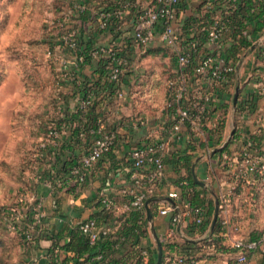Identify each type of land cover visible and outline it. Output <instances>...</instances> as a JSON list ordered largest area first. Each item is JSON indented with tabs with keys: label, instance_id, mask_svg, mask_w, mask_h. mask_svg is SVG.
<instances>
[{
	"label": "crops",
	"instance_id": "obj_1",
	"mask_svg": "<svg viewBox=\"0 0 264 264\" xmlns=\"http://www.w3.org/2000/svg\"><path fill=\"white\" fill-rule=\"evenodd\" d=\"M74 2L75 5L78 2L83 3V0H74ZM144 2L145 0H135L134 5L137 6ZM182 2L183 7H181L176 25L186 37L187 35L184 33L187 30L184 29L185 22L189 17L198 15V13L202 14L199 11L201 6L202 10L203 8H213L212 17L215 19L226 15L229 4L228 0H182ZM126 16L130 17L132 15L127 14ZM134 19H129V22L125 23L126 34H133L134 29L131 25ZM92 23H97L95 17L88 21V30L92 27ZM205 27L208 30L209 26ZM205 27L203 26L202 29ZM190 31L192 30L190 29ZM98 39L102 43H109L111 41L110 33L101 34ZM259 39L261 37L249 48L250 51L257 46L256 42L259 43ZM137 49L132 54V58L137 63V67L133 69L135 73L131 78L133 86H125V83H123V95L118 93L119 88L114 94H107L106 96L105 91H102L97 95L98 99H102L99 109L104 110L107 114L105 121L111 123L118 133L112 150L105 154L99 163L94 165L83 183L71 186L67 182L64 185L58 179L54 182L41 180L35 183V190L31 192L30 198L37 197L40 200L41 216L35 215L34 230L37 241L33 246L25 248L23 258L26 264H89L88 261L83 260L84 257H80V262H76V253L67 250L64 245L70 240L71 231L78 226L81 220L93 217L100 210L101 207L97 204V200L101 195L120 198L119 196L124 194L123 189L133 186V174L136 169L133 166L130 152L135 146L154 143L161 139L168 140V145L164 151L166 172L152 194L153 201L150 202L154 229L161 243L162 240L182 243L186 239H206L201 238L202 228L184 226L173 238L168 240L167 231L170 227V215H159L157 213L155 199L166 197L175 202L189 200L190 191L194 188L190 185V178H193L196 182L195 187L205 195L208 202H213L212 209L208 202L204 204L208 211L212 213V217H214L216 205L219 203L222 193L227 192H236H234L233 198L235 200H232V206L233 210L237 208L240 213L243 210V190L250 191L247 187L258 182L256 180L254 183L236 182L232 174L237 171L239 164L234 162L229 167L232 162L231 159L235 160L243 148L244 139L251 134L264 131V96L258 99L256 109L250 113L243 112L238 106L239 99L243 97L252 84L247 80L252 74L255 75L259 72V68L258 66L255 67L254 61L250 57L248 59L247 56L244 57L243 52L236 60L238 62H236V70L233 76L215 85L212 92L214 100L209 106L213 105V109H218L222 115L217 120L215 117L217 112L212 111L210 120L206 122L207 126L202 135L193 136L190 123L186 122L181 126L180 135L173 136L175 132L171 130V125L175 121V114L165 107V102L167 78L169 72L175 70L177 66L176 55L161 40H157L155 44L147 47L144 51ZM202 49H206L207 52L212 51L214 47L212 43L207 41ZM145 51L149 52L147 57L155 55L159 60V64L155 66L158 72L151 73V76L140 72L142 68H139L142 64L140 56L144 55ZM58 53L60 56L58 68L60 70L78 67L80 72L83 71L86 75L91 76L96 69L97 60L76 66L79 63L76 54L68 52V50L64 51L61 48L58 49ZM200 55L202 56L203 53ZM245 63L249 66L247 75L243 74ZM200 80L193 78L190 95L196 93L195 88L197 85H200L202 90L206 89V80ZM137 83L140 87H134ZM59 88L72 93L71 86L60 85ZM208 89H211V87H208ZM156 90H159L160 97L163 99L161 104L157 99L155 100L157 98ZM237 90L238 96L235 101ZM78 99V95L72 97V108L78 102ZM226 146L228 149H225ZM75 152L76 154L82 153L79 144H75ZM226 152L230 156L228 162L224 158ZM188 153L191 154L190 159L185 158ZM72 154L71 150H66V155L70 157ZM238 183L239 186H237ZM121 198L115 199L116 202H114L113 211L117 214L122 213L124 201ZM240 216L243 217L241 213ZM242 221L244 222V220ZM111 222L113 224L115 218L105 223L98 222V224L109 227ZM147 222L149 237H145L143 243L148 244L151 247V254L157 257L156 236L148 217ZM211 244H205L209 246L207 250H211ZM122 252H116V255L121 256ZM250 257L251 264H264V243L252 251Z\"/></svg>",
	"mask_w": 264,
	"mask_h": 264
},
{
	"label": "built area",
	"instance_id": "obj_2",
	"mask_svg": "<svg viewBox=\"0 0 264 264\" xmlns=\"http://www.w3.org/2000/svg\"><path fill=\"white\" fill-rule=\"evenodd\" d=\"M180 1L145 0L144 3H140L141 5L138 4V13L132 23L134 27L132 35L137 50L144 51L147 47L155 44L157 40H161L174 51L177 66L175 70L168 74L165 102V107L175 114V121L171 125V130L175 132L173 136H179L181 126L189 122L193 136H197L204 133L207 126L206 122L210 120L212 111L217 112L215 115L217 120L221 117V111L216 108L213 109V105L209 106L214 100L212 92L217 83L230 78V74L236 70V62L238 61L227 59L223 53L230 33L228 19L224 16L213 19L214 21L207 30L208 41L213 44L214 49L205 52L194 63L193 54L196 52L199 41L186 39L187 37L176 25L181 10ZM234 2L235 0H232L231 5H234ZM75 7L79 11H84L87 8L82 2L76 3ZM125 13V7L114 11L101 9L98 12L97 25L99 28L106 29L110 25L113 15L122 16ZM72 16L71 11L66 10L65 15L62 17L49 15L46 19L50 25L59 24L60 27L65 29L61 33L59 41L70 48L77 45V27L70 25L73 21ZM125 23L127 22L123 23L122 29H125ZM125 32L126 30L124 34H126ZM57 46L61 47L60 42L54 45V48ZM122 49L121 43H102L99 41V43H94L90 52L95 58L100 56L111 58L113 64L108 77L115 82L121 79L128 67H133V69L137 67L134 58L122 53ZM52 53L53 50L48 49V54L51 55ZM77 59L83 61L84 58L82 55H78ZM258 74L259 72L255 75L252 74L251 76L254 79L252 80V77H250L247 81L252 83L250 89L264 96V75L262 73ZM193 78L206 80L207 90H202L201 86L197 85L195 88L196 93L190 95ZM208 87H211V89H208ZM118 93L123 95L124 90L119 88ZM88 100H82L81 104L85 105ZM103 126L101 124L97 131L92 130L93 133H98L95 141L88 151L76 161L71 170V174L75 175L78 183L86 181L90 170L115 141V133L105 132ZM59 136L60 131L58 129H51L48 137L42 141L41 145L44 146L46 142L56 144ZM244 140V147L235 160L231 159L232 162L229 167L234 162L239 164L237 171L233 173L236 182L254 183L257 176L264 178V148H258L247 137ZM167 145L168 140L161 139L154 143L132 148L130 155L136 171L133 174V186L122 190L124 193L132 195L129 201L123 203L122 212L141 209L147 213V201L152 197L166 172L164 151ZM224 158L226 162L229 161L230 156L227 152L224 153ZM234 192L222 193L221 195L216 221L219 229L216 231L211 228L213 217H209L208 208L204 204H194L189 200L175 202L166 197L155 199L157 213L159 215H170V227L167 231L168 240L173 238L181 227L194 226L200 228L205 221L209 220L208 225L202 231L201 238L212 241L211 250H207L209 246L204 245L203 250L197 253H183L178 250L163 249L162 264H251L250 253L264 243V233L252 235L244 232L242 217L233 210L232 200H235L233 196L236 193ZM104 201L109 207L115 205L113 199L109 196L104 197ZM40 208L41 203L39 202L38 217L41 216ZM14 212V219L19 221L23 216L21 210L14 207ZM78 225L81 232L89 237L91 243L96 242L102 234H106L110 230V227L100 226L96 219L92 217L81 220ZM7 226L14 230L16 224L9 221ZM36 241L35 235L27 232L26 246L31 247ZM150 255V248L141 245L138 248L137 255L131 258L127 264H147Z\"/></svg>",
	"mask_w": 264,
	"mask_h": 264
},
{
	"label": "trees",
	"instance_id": "obj_3",
	"mask_svg": "<svg viewBox=\"0 0 264 264\" xmlns=\"http://www.w3.org/2000/svg\"><path fill=\"white\" fill-rule=\"evenodd\" d=\"M134 1L135 0H83V3L87 6L84 11L76 9L74 0L58 1L62 5L61 9L55 13V16L62 17L65 15L66 10L71 11L73 14V21L70 25L77 27V45L74 48H70L59 41L61 33L64 32L65 29L57 24L51 25V29H49L51 31L53 30L52 33L54 34V37L52 36L49 42L51 44L50 47L53 48L54 45L60 42V48L64 51L68 50V52H73L76 56H83V62L78 61L79 63L76 66L91 62L92 60H97V66L91 76L86 75L83 71L80 72L78 67L69 70L65 68L64 70H60V73L57 71V89L55 93L53 92L52 99L50 100L51 103L49 102V106H51L52 110H43L38 114L40 122L37 123V125L42 129L40 132H42L41 134H43L44 137L39 142V146H37L38 150L36 157L34 159L31 157L26 163L34 172L36 178L35 183L41 180H50L54 182V180L58 179L61 180L64 185L68 182V185L71 184V186H75L78 182L75 179V175L71 174V170L76 161L88 151L90 145L95 141L98 133H92V130L97 131L99 126L103 124V130L105 132L115 133L116 140L118 133L111 123L109 124V122L105 121L107 114L104 110L99 109L102 99H98L97 95L102 91H105L106 96L107 94H114L118 88H123V83H125V86H133L131 78L135 71L133 67H128L118 82L112 81L108 77L113 64L111 58L108 56L95 58L90 52L94 43H99V35H106L109 32L111 36L110 43H121L123 46L121 52L128 55L130 58L132 57V54L137 48H135V40L132 34L123 33L125 29H122V26L124 22L127 21L128 23L129 19L132 20L137 16L139 6L134 5ZM228 2V12L224 16L228 19L227 22L230 27V33L223 53L227 59L236 61L245 50H248L253 43L264 34V0H235L234 5H231L232 0H228ZM121 7H125L126 13L122 16L113 15L111 23L106 29L99 28L97 23H92V27L88 30V21L93 17H95L97 21L98 12L101 9L105 8L114 11ZM180 7H183L182 0L180 1ZM199 11L202 12V14L198 13V15L189 17L184 25V29H187L184 31L187 38L199 41L196 52L193 54L194 63L198 61L201 56L200 54L206 52V49H202V46L208 41V31L205 26H210L214 21V17H212L213 8H203L202 10L201 6ZM127 14H131L132 16L127 17ZM203 26L205 28L202 29ZM131 27L134 28L132 25ZM190 29L192 31H190ZM255 49H257L258 52L260 50L262 51L264 45H257ZM258 68L264 69V66L259 65ZM233 74L234 73H231L230 77L233 76ZM60 85H64L65 87L71 86L72 93L68 90H61L59 88ZM75 95H78L79 99L72 108L71 99ZM261 96L262 95L258 92H254L252 89L248 88L243 97L239 99L238 106L243 112L250 113L256 109L257 101ZM82 100L88 101L85 105H82ZM51 129H58L60 131L57 143L51 144L46 142V144L42 146V141L48 137V133ZM248 139L253 141L258 148H264L263 130L251 134ZM114 143L105 154L112 150ZM75 144H79L82 153L76 154ZM225 149H228V147L226 146ZM66 150H71L73 153L72 156L69 157L66 155ZM105 154L97 163L102 160ZM185 158L190 159L191 154H186ZM225 166L228 167L227 164H225ZM261 178L262 177L257 176L256 181L259 182ZM35 183L30 187L32 191L35 190ZM239 183L237 186H239ZM190 185L194 187L189 194V201L191 203L201 205L208 202L205 195L195 187L196 182L193 178H190ZM131 196V194L124 193L119 197H122L121 200L127 202L131 199ZM111 198L114 202L120 199L118 197ZM39 202L40 200L35 197L30 202L23 200L20 201V204L18 200L15 203L0 205V217L6 223L11 221L16 224L13 231L20 235L23 243L25 242L27 232H31L35 235L37 240L34 227L36 222L35 215H37L39 210ZM97 204L101 208L92 218L96 217L95 219L99 223H105L115 218V222L113 224L111 222L109 232L102 234L94 243H91L89 237L81 232L79 225L71 231L70 240L64 247L76 253V262H80V257H84L83 260L88 261L89 264H127L131 258L137 255L139 246L145 245L149 247L148 244L143 243V239L149 237L147 213L145 211L141 209H132L131 211L117 214L113 211V206L109 207L105 204L103 195L99 197ZM208 205L211 209L213 208L212 201L208 202ZM14 207H17L22 212L23 216L19 221L14 219ZM208 214L211 218L212 213L208 211ZM208 222L209 220L205 221L200 228L205 229ZM218 229L219 226L216 225L214 231ZM251 234L255 235L257 233L253 232ZM209 243H212V241L186 239L182 243H176L162 240L164 250L172 249L183 253L200 252L203 250L204 245ZM217 244L219 243L217 242ZM116 252H122L123 254L117 256ZM156 260V255L151 254L147 264H156ZM22 264H26V262H22Z\"/></svg>",
	"mask_w": 264,
	"mask_h": 264
},
{
	"label": "rangeland",
	"instance_id": "obj_4",
	"mask_svg": "<svg viewBox=\"0 0 264 264\" xmlns=\"http://www.w3.org/2000/svg\"><path fill=\"white\" fill-rule=\"evenodd\" d=\"M58 1L0 0V205L18 200L20 203L21 199L32 201L30 187L36 178L26 163L36 157L37 146L44 137L37 125L38 114L52 110L50 100L58 85L57 71L60 73V48L50 47L54 34L46 20L61 9ZM256 43L264 45V36ZM48 49L53 50L51 55ZM145 52L140 56L139 68H142L140 72L151 76L158 72L155 66L159 60L155 55L147 57L149 52ZM242 55L250 57L255 67L264 66V49L259 52L248 49ZM243 69V74L247 75L246 63ZM258 71V75H264V69ZM134 87L140 85L137 83ZM155 92V100L161 104L160 92ZM247 188L250 191L243 190V210L240 211L244 232L264 233V178ZM234 212L240 215L237 208ZM25 248L20 235L0 217V264H22Z\"/></svg>",
	"mask_w": 264,
	"mask_h": 264
},
{
	"label": "water",
	"instance_id": "obj_5",
	"mask_svg": "<svg viewBox=\"0 0 264 264\" xmlns=\"http://www.w3.org/2000/svg\"><path fill=\"white\" fill-rule=\"evenodd\" d=\"M237 96H238V90H237V92L235 94V98H234L235 101L237 99ZM151 201H153V198H149L148 201H147V205H146V207H147V217H148V220L151 223L152 230L154 231V234L156 236V241H157V246H158V254H157L156 264H162L163 245H162L161 241L159 240V238H158V236H157V234L155 232V229H154L153 213H152V209L150 207V202ZM217 217H218V203L216 205V210H215L214 217H213V220H212L211 228H213L214 225L216 224Z\"/></svg>",
	"mask_w": 264,
	"mask_h": 264
}]
</instances>
